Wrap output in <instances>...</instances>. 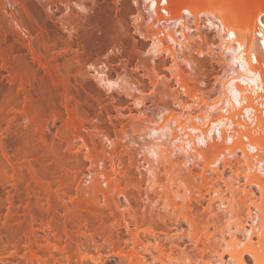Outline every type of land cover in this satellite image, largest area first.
I'll list each match as a JSON object with an SVG mask.
<instances>
[{
	"label": "bare ground",
	"instance_id": "6f19581e",
	"mask_svg": "<svg viewBox=\"0 0 264 264\" xmlns=\"http://www.w3.org/2000/svg\"><path fill=\"white\" fill-rule=\"evenodd\" d=\"M126 2L0 0V38L17 43L0 52V76L18 86L11 99H25L21 112L42 136L45 112L31 101L45 92L31 89L37 76L63 88L66 113L53 116L63 123L60 139L77 152L67 154L73 160L69 187L78 197L72 211L86 207L104 224L109 215L114 219L110 227H72L56 215L46 222L31 214L23 228L12 218V204V221L0 218V264H264V0H132L129 9ZM124 47L144 74L110 67L116 58L110 53ZM196 47L224 65L211 89L188 69L202 71ZM158 68L168 74L158 75ZM148 74L164 88L165 107L158 108L160 99L147 104L149 93L141 88ZM84 94L105 106L110 124L76 103ZM2 136L5 161L20 177L25 168L42 182L31 162L10 158ZM80 139L84 143L74 146ZM40 184L50 196L52 185Z\"/></svg>",
	"mask_w": 264,
	"mask_h": 264
},
{
	"label": "rangeland",
	"instance_id": "374dc122",
	"mask_svg": "<svg viewBox=\"0 0 264 264\" xmlns=\"http://www.w3.org/2000/svg\"><path fill=\"white\" fill-rule=\"evenodd\" d=\"M126 1L128 3L126 2L127 7L125 6V8L129 9L130 6L132 7L134 5L133 3H131L132 0H126ZM128 9H126V10H128ZM16 28H18L20 30L19 27L16 26ZM22 31H23V33L26 32V31L24 32V30H22ZM39 34H41L40 31H38L36 33L33 32L34 37L39 36ZM25 35L27 36L26 33H25ZM213 35H214L213 33L209 34V37L212 38V41L214 40ZM12 37H10L6 40L3 37L0 38V52H7L8 53L10 50H12V48L15 46V44L17 45L16 38L13 37L14 38L13 39ZM136 37H138V36H136ZM196 48L199 52L204 51L206 49V47L204 48V50H201L202 48L200 49V47H196ZM123 50H125V51H123ZM128 50H129L128 48L126 49L124 47L121 49H117L116 52L113 51L114 54L112 52V53H110V55L112 54L114 56V58L116 57L115 61H112L114 64H112V62L107 63V64L108 65L112 64V65H110V67H112V66H114L115 68L118 67V69H120L121 71L122 70L124 71L125 69L127 71L134 69L133 71L139 73V75L144 74L145 71L142 69L143 68L142 65L139 66L138 68L136 67V65H139L138 59H136L135 57H132V55H133L132 51H128ZM206 51H208V50L206 49ZM82 52L80 50V54ZM68 53L71 55L72 54L74 55L75 51H74V53L73 52L72 53L68 52ZM68 53L66 54V56L69 55ZM210 56H212V55H210ZM69 57H70V55L68 56V58ZM106 58H107V56L105 57V60H104V58H103V60L107 61ZM212 59H213V57H212ZM1 65H2V63H1V59H0V66ZM100 66H105V63H102ZM157 71H158V75H160L162 73L168 74L167 71L160 69V68H158ZM195 73H197V72H195ZM73 74L74 73L71 72V77L73 76ZM197 74L198 75H196V77H199L202 79L205 78V75L203 73L198 72ZM39 77L40 76H37L38 83L36 82L37 83L36 87L34 89L32 88L31 90H32V92L37 91L38 93L39 92H45L44 93L45 96L43 99H33L31 102L37 108L42 107L41 109H43V112L46 113V114L44 113L45 118L43 117V120H42V121H44L45 124L47 123L46 126L43 128V131H45L44 134L41 136L42 133L38 129L40 127H38L36 125L35 126L33 125V127L30 126V128H29V119L25 115H23V112H21L23 110L24 106L27 104V102L25 101V99H14V97H16V95L18 94V90H17L18 86L14 87V88L11 87L8 78L6 76H0V119H1V121H0V124H1L0 125V133H1V135L0 136L4 135V137L2 136V139L6 140L7 143L12 146V148L10 147V145L8 146L10 158H13V160H15L14 156L16 155L15 157L16 158L18 157V158L15 160V163L16 162H17V164L20 163V165H24V164L28 165V163L31 162L32 165H34L33 168H35V170L33 171L34 172L33 176H35V174H37V176H35L38 178L37 180H41V181L43 180L42 182L39 181L40 183H43V182H44V184H45V182H46V184L49 183L50 185H52L53 189H52L51 195L49 196L47 194V192H45L43 189H41V187L39 186L41 184L39 182H38L39 185L36 184L37 181L34 182V179H32L29 171H27V169H25V168H24L25 175H24V173H23V175L20 174L21 175V177H20L19 172H18L19 170H17L18 168L14 166L15 167V169H14V167H13L14 163H13V165H9V164H11V162H6L7 160L3 156L4 153L2 152V149H0V158L3 159L2 161L0 159V161H1L0 163H2V164H0V167L3 166L5 163H7V165H8V166H6V164H5V166H3L4 168L2 167L4 170L0 168L1 171L3 170L2 171L3 177H2V174L0 173V176L2 177V178L1 177L0 178H1V180L3 178L5 179L4 182L2 181L3 184H2V182L0 183V185H1L0 190L2 188L1 192L3 191L1 193V195H2V197H1L2 202L1 203H3V204H0L1 221H2V223H7V222H9V220L12 221V219H10V210H11V208H12L11 206L13 204L14 216H13V213H11L12 218H13V220L16 218L15 222H17V223L21 222L22 224L21 223L20 224L23 226V228H24V226L29 228V224H30V220H31V214H33L34 216H36L39 219H44L46 222L50 221L51 218L53 219V217L56 215L57 217H60L59 218L60 221L63 219L62 222L66 221L67 223L72 225V227L75 224L77 225L78 222H81L82 223L81 225H83L84 227H86V225H89L90 227L95 228L96 225L97 226L100 225L99 224L100 220L99 219H98L99 221L96 220L94 215L92 213H90L89 211H83V210H86L85 209L86 207L84 209L82 207V210H81L80 209L81 206H80V208L78 210L79 213L78 212L73 213V211H72V209H74V207H76L75 206L76 203H78V202H76L78 200L77 199L78 197L76 194V190L70 189V187H69L68 181L70 180L69 178H71V176H72V174H71L72 170L71 169H73L72 165H71L72 163H70L73 160L70 161V157L72 154L77 155L76 154L77 152L75 153V151L74 152L69 151L68 148H69L70 144L67 143L65 140L60 139V137H62V133L60 132V130L63 128V123L61 120H57L56 116H53V115H55V110H56V113H59V110L61 112L64 111L63 114L66 113L65 108L68 105V102H67L68 99H64L62 97V92H63L62 89L63 88L55 87L54 85H51V83H47V84L43 83L42 84V82L39 80L41 77L40 78ZM142 78L145 81V83L141 89L143 92L149 93V95L145 96L147 104L151 105L154 103L153 101L155 99H157V100L160 99V101H158L159 102L158 108L165 107V105L162 104L164 101L161 102L163 100V95H164L163 93L161 94V92L164 91L163 90L164 88L160 87V86H158V87L154 86L151 83V79L149 77V74H148V76L142 75ZM202 79H200V80H202ZM207 85L209 87V84H204V87H207ZM57 88H59V89H57ZM209 88H205V89H209ZM153 90L155 92H153ZM14 91L17 93H15ZM136 93H139V91ZM13 94H16V95H14V97L11 99ZM20 94H21L20 96L23 98L24 95L22 93H20ZM117 94L118 93L114 92L113 96H118L119 94L118 95ZM213 94L211 96H213ZM161 96H162V98H161ZM191 97L192 96L189 95L188 99L189 98L192 99ZM152 99H153V101H152ZM164 99L167 101L170 98H167L165 96ZM206 99L211 100L209 98H206ZM70 100H72V99H69V101ZM79 101H81V102H79ZM109 101L107 102V105L110 106L112 103H111V100H109ZM74 103L75 102H73L72 104L73 105H77V104L81 105L82 104L83 107H85L86 110H88L93 115V117L97 113L102 115V118L104 116L103 120L108 122V124H110L109 118L106 115V111L104 110L105 106H100L94 99H90L88 94H84L83 99H78L76 102L77 104L76 103L74 104ZM115 103L118 104L117 102H115ZM198 103H200V101H197V105H198ZM84 104H85V106H84ZM87 107L88 108L90 107L91 110H89ZM171 107H173V106H171ZM153 108L155 110V106ZM12 109H16V110L14 111ZM45 109H46V111H45ZM57 110H58V112H57ZM98 110H100V111H98ZM53 112H54V114H53ZM10 118H14L15 121L11 123L9 120ZM44 119H46V120H44ZM44 123H42V124H44ZM27 129H28V132H27ZM35 129H37V131H35ZM31 130H32V134H31ZM33 132H35V133H33ZM59 132L61 133V136L59 135L60 134ZM25 133H27L26 136H25ZM84 134L85 135L87 134L89 136V134H90L89 130L85 131ZM116 136L117 135H112L111 140L112 141L114 139L117 140L118 136L117 137ZM119 137H120V135H119ZM76 143L79 145V144H83L84 141L82 139H80L78 141L74 140L73 145L74 146L77 145ZM60 144H63L64 146L60 145ZM111 146H112V144H111ZM85 151H87V150H85ZM67 154H71V155H67ZM79 154H80V156L84 155L82 153H79ZM73 155H72V157H73ZM13 160L11 159V161H13ZM19 161H21V162H19ZM67 161L68 162L70 161V162L67 163ZM24 162H26V163H24ZM87 164L90 165V162H88ZM6 167H8V168H6ZM101 168L104 169L103 165L99 166L100 170H102ZM14 170L16 171L17 175H16ZM57 171L59 172V174H57L58 173ZM55 172H56V175H55ZM26 174H28L30 177L27 176ZM58 175H59V177H58ZM15 176H19L21 179L19 178V180H18L17 179L18 177H15ZM22 176H24V177L27 176V177L24 178V180H23ZM35 180H36V178H35ZM195 180H196L195 181L196 184H198V185H200L199 182L203 183V179L201 180V178L200 179L198 178V180L197 179H195ZM15 181H16V183H15ZM14 183L16 184L15 186H14ZM17 184H19V185H17ZM90 184L91 183H88V185H90ZM220 184L223 185L224 183L220 182ZM223 188L225 189V187H223ZM10 189H12V191ZM11 192H12V194H11ZM55 192H56V194H55ZM59 192H61L63 195L62 194L59 195ZM10 195H13L12 201H11L12 198H10L11 197ZM52 195H53V198L51 197ZM61 195L64 196V198L63 197L61 198ZM55 196H57V197H55ZM59 197H60V199H59ZM8 198H10L11 203H9ZM121 198L124 199V197H121ZM101 202L104 203L103 199ZM102 203H101V206L103 205ZM51 205L52 206L55 205V206L51 208ZM56 205H58V207L63 206L62 209L59 208V210H60V211L58 210L60 212V213L58 212L59 214L54 213L57 211V209H55V211H54V208H56ZM28 207H29V209L32 210V213L29 212ZM101 208H103V207H101ZM68 210L72 211V212H69ZM70 213H72V214H70ZM15 214L17 216H15ZM68 214H70V215H68ZM73 214L75 215V217L73 216ZM85 214H87V217H85L86 216ZM108 214L105 213L104 218H105V216H108ZM76 215H78L79 218ZM42 216H43V218H42ZM69 216H73V217H69ZM81 216H83L84 220ZM109 216L105 218V219H107V222L105 221L106 222L105 224L102 222H100V223L104 224L106 227H107V225L111 224V220L113 222L114 219H112L113 217H109ZM72 218H74V219H72ZM75 218H77V219H75ZM109 218H111V219H109ZM17 219L19 222L17 221ZM39 219H38V221L40 222L41 220H39ZM108 219H109V222H108ZM74 221L76 223H74ZM103 222H104V219H103ZM109 227H110V225H109ZM41 233H43V232H41ZM14 249H15L14 246H12L11 250H14Z\"/></svg>",
	"mask_w": 264,
	"mask_h": 264
},
{
	"label": "built area",
	"instance_id": "2783aa9c",
	"mask_svg": "<svg viewBox=\"0 0 264 264\" xmlns=\"http://www.w3.org/2000/svg\"><path fill=\"white\" fill-rule=\"evenodd\" d=\"M161 36L164 37V32H161ZM194 52V54L196 56H198L199 60L202 61L203 66H202V71L196 70L194 69H190L188 68L190 71H195V72H201L205 75V78H199V77H195L196 80H200L202 79L205 83L204 84H209V86L211 87L213 84L216 82V78H218L223 72H224V65L221 64V60H218L219 58H216L218 61H215L214 59H212V56H209L206 52L205 49V53H201L199 55V51L194 49L192 50ZM218 51V50H217ZM252 61L255 65H257V60L252 56ZM194 73V72H193ZM197 73H195V75H198ZM261 93L263 94L262 96V111H263V117H264V91H261ZM247 121L251 122L250 119L247 117ZM247 140V139H245Z\"/></svg>",
	"mask_w": 264,
	"mask_h": 264
}]
</instances>
